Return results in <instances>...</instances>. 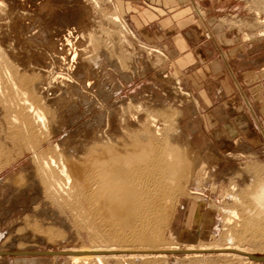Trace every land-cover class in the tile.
Returning a JSON list of instances; mask_svg holds the SVG:
<instances>
[{
	"label": "rangeland",
	"instance_id": "1",
	"mask_svg": "<svg viewBox=\"0 0 264 264\" xmlns=\"http://www.w3.org/2000/svg\"><path fill=\"white\" fill-rule=\"evenodd\" d=\"M51 1L37 0V5L32 0H21L22 4L0 1V79L4 82L0 91V251L65 250L68 254H0V264H74L70 251L113 244L99 219L82 204L83 197L71 194L56 174L47 178L58 179L57 184L44 187L39 166L59 153L81 155L92 129L97 128L95 124L92 128V115L102 111L104 116L115 114L118 120L125 108L126 117L135 112L139 117L165 122L167 130L159 132L161 137L168 136L169 144L180 147L188 157L190 174L181 181L180 194L168 201L170 213L160 246H223L233 239L249 254L264 255V220L253 223L245 234L239 229L227 230L242 222V208L257 205L252 196L264 189V0H81L89 9L78 18L83 21L75 19L68 27L73 26L80 36L84 34L76 43L87 47L86 57L82 55L84 63L95 65L98 75L95 70L86 71L88 75L76 81L80 84L87 79L96 86L103 76L105 86L114 92L89 113L83 112L85 107L78 103L76 94H58L52 118L58 130L37 146L30 133L10 124L21 90L5 79V71L21 72L26 78L41 72L39 67L49 60L37 58L39 49L49 51L45 35L50 29L53 33L66 28L63 22L70 14L80 13L66 0ZM22 10L29 29L21 30L16 17ZM51 65V73L46 74L52 75L54 70L52 76H57L56 72L65 71ZM67 110L71 111L68 118ZM117 132L111 136H130ZM233 186L237 188L235 196L245 204L242 207L229 203L226 195ZM230 211L239 219L234 220ZM228 220L236 223L229 225ZM110 261L108 264H264L224 254ZM88 264L97 263L90 259Z\"/></svg>",
	"mask_w": 264,
	"mask_h": 264
},
{
	"label": "bare ground",
	"instance_id": "2",
	"mask_svg": "<svg viewBox=\"0 0 264 264\" xmlns=\"http://www.w3.org/2000/svg\"><path fill=\"white\" fill-rule=\"evenodd\" d=\"M36 1L37 0H32L35 5H37ZM82 1L66 0V4L68 6H77L78 10H80V13H71V16L69 18L67 17L68 19L63 22V27L66 28L58 29L53 33L50 29L47 34L45 33L46 35L44 39H42L45 41L44 45L45 43L48 45L46 46L48 47L49 51L45 50V46L43 47L44 49H39V46L38 48L36 47V50L39 49L38 51L40 54V57H37L38 59L42 57H44L45 60L46 58L49 59L48 61H44V63H42L43 65L41 64L42 66L39 67L42 73L39 71L37 75L45 74L44 76L42 75L43 77H38L37 75L32 74L31 76L26 78L25 76H22V74L20 75L21 72L17 74L16 72L12 73L11 71V73H9L4 70L7 73L5 79H7V81L13 85V87L19 86V89L21 90V94L18 97L17 102H15L13 106L14 115H12L10 119V124L12 126H15V128H17L19 131L25 130L30 133V140L37 144V146L45 141L52 131L58 130L56 129L58 125L52 121L53 113L56 109L55 103L57 104L58 94H65V92L67 91H69L71 94H76L80 101H78V103L82 104L85 107V110H83V112L85 111L86 113H89L91 111V108L98 104H100L101 106V104H103L102 102L107 99L106 97H110L114 92V90L111 89L112 87L109 88L107 84L105 86L106 82H104L105 78L103 79V74L100 75L102 77L99 79V81H97L98 84L96 86L92 85L93 82L91 83V81H87V79L83 80L82 83H80L81 85L78 84L79 82L77 83V81L79 80L77 79V77H80L81 80V77H84V74L88 75L86 71L90 72V70H95L93 69L95 65L92 67L89 65V63H84V59L87 55H85L84 53H86L85 50L87 47H82V43H76L77 41H79V37H82L84 34L80 36V33L77 30L72 29L73 26H70L71 28L68 27L70 24L74 23L75 19L78 20V18L83 17L82 12L84 14V12H87V10L89 9L87 3L83 2L82 4ZM15 2L18 4H22L21 0H15ZM21 7L24 10L25 6L24 8L23 6ZM33 8H35V6ZM23 10L22 12L17 11V16L15 15L16 17H19L18 21L21 25V30L30 28L29 24L24 19L25 13ZM34 12L35 11H33L32 13L35 14ZM3 15L4 14H2V17H4ZM26 15H28V13ZM41 19L43 22V18ZM114 19L117 20V17H115ZM80 20L82 19H79L78 21ZM35 21L37 20L35 19ZM35 21H33V23ZM12 25L14 26V24ZM0 28L2 29V27ZM4 30H6V28H4ZM5 34L7 35V33ZM16 36L14 38H16ZM32 37H34V35ZM34 39L32 40L34 41ZM71 44L78 45V47L76 46L75 48H72ZM32 55L31 57H33ZM35 55L37 56V53ZM82 55H84L85 57ZM42 60L44 59L42 58ZM50 63L56 67H59V70L61 68L66 72L61 70L63 73L59 71L61 74L56 72L57 76L56 74H54L55 76H52L54 71L52 69V75L46 74L51 73L48 72ZM53 65H51V68H53ZM33 69L36 70V67ZM56 70L58 69L56 68ZM97 72L98 71H96V73L94 72V74H97ZM90 74L91 73H89V75ZM56 77H58L59 79ZM3 83L0 79V91L3 90ZM106 87H108L109 89ZM107 104L109 103L107 102ZM120 105L122 107V104ZM109 106H107V108H109ZM115 106L116 104L113 107ZM117 107H119V105H117ZM111 109L112 111L114 109L117 111L116 107L114 109L111 107ZM69 110H67L65 115L67 118L71 115V111L69 112ZM125 110L126 108L124 109V111ZM124 111L122 112V114L124 113L123 117L121 116L120 118V116H117L118 120L116 119L115 114L111 116L107 115V117L104 116L102 111L98 115H92L93 122L92 124H90H95L97 128L96 130H94L92 128H94L95 125H93V127L91 128L89 124L90 129H92V135L87 138V145H85V147L83 148L84 151L81 152V155H75L72 152H69V154L59 153L57 158H48L40 162L41 164L39 166V172L41 171L44 175V187H46L47 189V187L55 185L58 179H56L55 181L47 177L53 178L51 175H53V173L56 174L60 179L59 181L62 180V183H64L65 187L70 190L71 194L73 193L74 195L77 194L78 197H83L84 201L82 200V204L86 206V208L91 212L93 216L99 219L104 232L113 243L108 247H96V249L91 250H72L69 254H71L70 257L73 263L88 264L90 259H94L97 264H108L109 260L123 263L128 260L139 261L147 257L165 258L168 255L202 258L210 254L231 255L246 259L248 261L251 260V258L246 257V255L250 253L249 250L245 246L239 244L238 242H235L233 239H230V241L223 246L200 245L198 248H193L192 246L180 247L174 245H165L164 247L163 245L162 247L160 246L162 244L161 231L166 222L165 219H167L166 217L170 213L168 201L171 198L177 196L178 193L180 194L179 190L181 188V181L190 174V171L186 167L188 157H185L183 155L184 151H181L180 147L178 149L176 148V145V147H172L169 144L170 141L168 136L166 138L161 137V133L159 132L167 130L165 128H167L168 125L165 122L157 123L154 117H139L138 113L134 114V111L133 114H129L126 117V111ZM102 126L103 128H101ZM117 131H119L120 133H122V131L125 133L128 132L130 133V136L129 138H123V135L111 136V134L113 135ZM58 146L59 145L56 144L55 148L57 149ZM58 185L55 187H59ZM62 187L63 186H61V188ZM51 189L49 188V190ZM54 190L55 189H52L51 191L53 192ZM235 192H237V188L235 189L234 187L231 189L230 193L226 195L227 197H229V203L242 207L244 203H242L241 201L239 202V199L235 196ZM252 197L256 201L257 205H254L253 207L250 205L251 207L249 206L246 208H242L244 210V214L242 217V222H240L239 224L234 221L228 220L229 222H227V224L229 225H231L232 223H236V225L232 228L228 227L229 229L227 230L229 232L232 233L233 231H237L239 229L242 233L244 232L245 234L246 232L252 230L253 223H256V221L264 220V189H260V192L253 194ZM230 215L235 217L233 218L234 220L239 219V216L235 211H230ZM96 221L98 223V220ZM169 250H184V252L168 253Z\"/></svg>",
	"mask_w": 264,
	"mask_h": 264
},
{
	"label": "water",
	"instance_id": "3",
	"mask_svg": "<svg viewBox=\"0 0 264 264\" xmlns=\"http://www.w3.org/2000/svg\"><path fill=\"white\" fill-rule=\"evenodd\" d=\"M182 253L184 250H169L168 253ZM0 254H10V255H66L68 254L65 250H20V251H0ZM244 254V253H243ZM248 257L254 261L264 262V255L258 256L253 254H248Z\"/></svg>",
	"mask_w": 264,
	"mask_h": 264
}]
</instances>
